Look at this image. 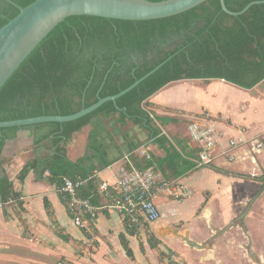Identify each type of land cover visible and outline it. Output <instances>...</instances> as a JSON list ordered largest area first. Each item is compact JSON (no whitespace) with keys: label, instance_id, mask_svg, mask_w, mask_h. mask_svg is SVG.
Instances as JSON below:
<instances>
[{"label":"trees","instance_id":"16d2710c","mask_svg":"<svg viewBox=\"0 0 264 264\" xmlns=\"http://www.w3.org/2000/svg\"><path fill=\"white\" fill-rule=\"evenodd\" d=\"M13 1L25 7L34 0ZM252 1L256 0L225 3L231 11H240ZM2 3L0 28L19 13L15 5ZM163 62L116 101H106L82 117L0 128V163L6 140L16 137L20 129L47 131L34 143L51 137L53 153L28 162L19 179L23 181L35 167L42 168V175L49 171V179L58 182L60 188L64 177L91 176L79 194L98 205L101 181L94 172L115 162L110 159L107 140H113L114 134L132 122L145 129L166 152L163 158L140 157L135 151L143 142L133 140L129 143L130 161L136 168L153 166L167 179L186 175L196 168L198 149L185 139L172 142L160 127L170 119L152 117L147 101L167 84L182 79H223L248 89L263 81L264 2L238 16L224 12L220 0H206L180 14L150 20L68 16L52 28L0 89V121L74 114L126 89ZM87 125L92 126L87 146L94 155L73 161L67 154L68 142ZM259 179L264 184V174ZM11 195L19 196L8 177L1 178L0 196L7 199ZM125 220L131 233L137 234L139 227ZM121 242L133 258L129 241L121 236ZM147 242L152 248L158 246L152 234Z\"/></svg>","mask_w":264,"mask_h":264},{"label":"crops","instance_id":"0c3cea01","mask_svg":"<svg viewBox=\"0 0 264 264\" xmlns=\"http://www.w3.org/2000/svg\"><path fill=\"white\" fill-rule=\"evenodd\" d=\"M146 108L152 117H168L169 122L160 125L163 133L172 142L190 141L197 154L199 145L191 140L188 124L213 122L217 128L212 161L170 179L183 184L188 195L170 190L155 194L161 218L148 229L158 246L191 264H264V184L259 179L264 174V151L254 143L229 150L230 140L240 135L264 142V80L250 89L223 79L177 80L152 95ZM91 129L87 125L73 134L67 145L71 160L94 155L87 146ZM45 133L21 129L3 147L0 179L8 177L21 200L0 209V264H48L57 257L63 258L58 264L64 263V257L79 264L88 256L95 264H114L123 257L132 260L121 236L137 255L140 243L148 244L144 230L132 234L124 216L109 206V197L101 196L98 216L86 233L73 224L59 183L49 179L51 173L42 175V168L35 167L23 181L19 179L28 162L53 153L51 137L34 143ZM133 140L142 141L141 147L156 158L166 156L145 129L130 122L107 140L115 162L96 170L94 177L114 182L120 170L130 166ZM141 147L135 151L140 157Z\"/></svg>","mask_w":264,"mask_h":264},{"label":"water","instance_id":"95a60500","mask_svg":"<svg viewBox=\"0 0 264 264\" xmlns=\"http://www.w3.org/2000/svg\"><path fill=\"white\" fill-rule=\"evenodd\" d=\"M6 1L15 5L19 13L0 28V89L52 28L68 16L93 15L123 20L159 19L185 12L206 0H34L25 7L19 6L13 0ZM263 2L264 0L252 1L240 11H231L226 6L225 0H220L222 10L234 16L241 15L252 5ZM165 62L137 79L126 89L100 98L96 103L74 114L0 121V128L20 127L47 121L66 122L82 117L93 112L106 101H116Z\"/></svg>","mask_w":264,"mask_h":264},{"label":"built area","instance_id":"2783aa9c","mask_svg":"<svg viewBox=\"0 0 264 264\" xmlns=\"http://www.w3.org/2000/svg\"><path fill=\"white\" fill-rule=\"evenodd\" d=\"M188 132L191 140L199 145L197 165L203 166L211 162V151L218 141L215 123L201 124L192 121L188 124ZM250 143H254L256 148L264 151L263 141L243 135L230 140L229 150ZM140 152L147 159L152 158L146 147L142 146ZM231 158L234 156L231 155ZM46 173L50 174L49 171ZM88 179L64 177L60 188L66 199L68 211L72 215L73 224L86 233L91 232L100 209L89 198L79 194L80 187ZM160 190H170L181 196L188 195V190L183 184H176L175 180L165 178L153 166L141 170L132 163L130 167L120 170L114 182L102 180L98 192L103 197H109V206L120 212L129 223L143 229L144 232H149L148 225L161 218V211L154 199L155 194ZM20 200L19 196L11 195L7 199L0 196V209L17 205Z\"/></svg>","mask_w":264,"mask_h":264},{"label":"rangeland","instance_id":"374dc122","mask_svg":"<svg viewBox=\"0 0 264 264\" xmlns=\"http://www.w3.org/2000/svg\"><path fill=\"white\" fill-rule=\"evenodd\" d=\"M145 233V239L150 237V233L148 231ZM142 237V236H141ZM144 238V237H142ZM157 249H154L149 244L144 245V242L140 243L139 250L137 252V255H134L132 260L129 258L123 257V260L119 261L118 263L114 264H191L189 261L184 257L180 256L176 252L169 250L165 247H156ZM71 257H74L73 254H70ZM92 257H84L80 259L79 264H95L93 262ZM63 258L57 257V258H51L47 260L48 264H58V260H61ZM119 259V258H118ZM64 263L63 264H75L70 261H67L64 257ZM114 262V261H113ZM14 264H19L17 262H14Z\"/></svg>","mask_w":264,"mask_h":264},{"label":"flooded vegetation","instance_id":"af4514ba","mask_svg":"<svg viewBox=\"0 0 264 264\" xmlns=\"http://www.w3.org/2000/svg\"><path fill=\"white\" fill-rule=\"evenodd\" d=\"M2 1H5V2H8V1H6V0H0V8H1V6H4V4L2 3ZM9 3V2H8ZM11 4V3H10Z\"/></svg>","mask_w":264,"mask_h":264}]
</instances>
